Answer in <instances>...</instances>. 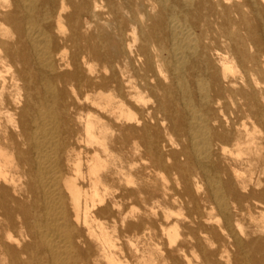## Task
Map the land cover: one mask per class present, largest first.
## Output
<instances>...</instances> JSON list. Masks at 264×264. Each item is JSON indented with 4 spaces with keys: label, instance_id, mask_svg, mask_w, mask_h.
Instances as JSON below:
<instances>
[{
    "label": "bare ground",
    "instance_id": "1",
    "mask_svg": "<svg viewBox=\"0 0 264 264\" xmlns=\"http://www.w3.org/2000/svg\"><path fill=\"white\" fill-rule=\"evenodd\" d=\"M196 252L264 264V0H0V264Z\"/></svg>",
    "mask_w": 264,
    "mask_h": 264
},
{
    "label": "rangeland",
    "instance_id": "2",
    "mask_svg": "<svg viewBox=\"0 0 264 264\" xmlns=\"http://www.w3.org/2000/svg\"><path fill=\"white\" fill-rule=\"evenodd\" d=\"M242 167H245V166L243 165ZM164 175L168 178L167 174L164 173ZM174 181H176V180H170L167 184L171 187L170 192L175 195V197L177 198V201L170 202L169 204H167L166 207L168 208L169 212L171 213V219L174 221L178 220L181 223L183 221L182 220L183 217L186 216L189 213L190 209L192 208V203H191L192 197L188 196L185 198L182 194V181H180V184L177 183V181L176 182H174ZM207 200H209V201L206 202V204L208 206H210V205L211 206L208 210H206V212L211 214V216L213 215L214 219L218 220L219 223H223V217H222L220 211L218 210V207L216 206L215 199L213 197H210V198L208 197ZM232 202H233L232 200H229L230 205L233 204ZM247 208H248V206L245 204V210L246 211H245L244 216L242 217V219L240 221V225L244 229H250V225L253 221V219L250 215V212L247 211ZM155 210H158L159 213H162L161 207H156ZM217 212H218V214H217ZM218 215L221 217V219ZM257 215H258V213L254 214V216H257ZM181 225H183V224L181 223ZM185 230L186 229H184L183 227L180 228L181 232H183ZM157 241H159L161 243L160 247H162L163 249L167 248V246L169 244V238L167 235H161L159 238H157ZM190 263L191 264H205L198 252L192 253V255L190 256Z\"/></svg>",
    "mask_w": 264,
    "mask_h": 264
}]
</instances>
